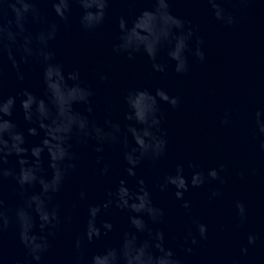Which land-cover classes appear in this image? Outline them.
<instances>
[{"label":"clouds","instance_id":"9594fccd","mask_svg":"<svg viewBox=\"0 0 264 264\" xmlns=\"http://www.w3.org/2000/svg\"><path fill=\"white\" fill-rule=\"evenodd\" d=\"M42 2L50 3L56 20H49L39 7ZM113 0H0V258L3 256V239L9 229L15 228L19 241L25 249V258L16 264H43L46 255L52 248V241L72 222V216H61V205L56 200L63 183L69 173L76 168V156L71 149L73 138L86 143L89 139L97 141V152L103 151V145L122 149L123 159L127 165L128 177L137 176L136 169L144 161L153 166L159 164L168 151L167 132L162 128L165 113L161 103L177 109L182 103L180 95H170L164 88L155 92L147 89H129L124 95L127 111L125 120L129 121L125 128L111 120L105 121L107 127H101L74 110L75 104L88 105L92 112L91 98L93 90L80 82L79 71L65 75L63 65L56 61V53L51 47L61 30V24L68 26L72 5L78 4L81 9L80 25L87 32H95L101 28L107 18L109 5ZM133 4L139 0H122ZM150 8H145L131 22L124 15L116 20L119 35L113 51L126 54L129 60L137 53H143L151 62L154 72L166 74L170 67L180 76L187 75L192 62L203 64L205 53L203 39L189 26L190 21L174 15V0H147ZM210 6L214 18L227 25L235 23V17L223 4L230 0H205ZM36 26L31 31L28 25ZM166 52L167 60L161 56ZM5 60L16 70L17 77L24 79L22 64L37 63L41 68V77L45 87V98L38 97L27 89L19 96V108L24 120L33 125L27 129L29 136H37L40 131L44 137L39 145L26 147V137L19 130L12 117L17 108V96L3 95L5 80ZM107 81L108 76L100 77ZM111 110V105L108 106ZM261 109H257L252 121L253 136L257 133L264 137V120ZM222 126L231 124V112L225 110L220 119ZM264 150V140L261 141ZM47 153L48 168L51 175L45 174L43 154ZM15 157L18 167H6L9 158ZM102 159V158H101ZM100 160H98V163ZM193 169L190 178L185 176L183 164H177L174 174L163 177L158 185L161 191L173 188L176 200L188 216L191 227L180 245L185 252L191 254L193 247L199 246L208 239V225L192 216V203L185 199L190 188H201L211 181L225 183L221 172H227L226 165L207 171L196 164H189ZM110 165L105 163L101 169L107 174ZM253 171H255L253 169ZM237 176L244 177V172ZM15 180L21 203L16 207H8L3 194L5 179ZM35 185L39 192L28 194L27 190ZM135 190L127 186L121 179L114 190L108 193V199L101 204L88 207V216L83 229L75 236L70 255L59 258L58 264H183V261L169 247L165 246V234L162 230L153 231L151 224L165 222L164 209L157 207L152 200L151 192L144 179L136 180ZM85 192L80 198H85ZM219 190H212L210 199L219 197ZM73 209L76 204L72 205ZM111 208L129 213V229L124 231L121 241L116 247H107L101 252L87 255L88 245L107 236L114 231L115 225L103 220L98 222L102 212ZM236 214L243 226L246 221V209L243 202L235 204ZM39 232H35L37 226ZM140 234H146L141 240ZM258 235L250 233L247 244L255 246ZM240 251L247 254L248 248Z\"/></svg>","mask_w":264,"mask_h":264}]
</instances>
